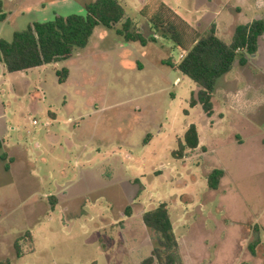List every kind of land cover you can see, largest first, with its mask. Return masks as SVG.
I'll list each match as a JSON object with an SVG mask.
<instances>
[{
  "label": "rangeland",
  "instance_id": "obj_1",
  "mask_svg": "<svg viewBox=\"0 0 264 264\" xmlns=\"http://www.w3.org/2000/svg\"><path fill=\"white\" fill-rule=\"evenodd\" d=\"M92 1L0 0V39ZM118 1L145 39L139 12L159 3L226 44L236 25L264 19V0ZM182 56L168 39L141 46L97 26L66 60L0 65V264H140L156 240L142 216L160 205L177 264H264V34L217 80L209 118L189 107L196 85L167 65ZM189 125L194 150L183 148Z\"/></svg>",
  "mask_w": 264,
  "mask_h": 264
},
{
  "label": "trees",
  "instance_id": "obj_2",
  "mask_svg": "<svg viewBox=\"0 0 264 264\" xmlns=\"http://www.w3.org/2000/svg\"><path fill=\"white\" fill-rule=\"evenodd\" d=\"M1 9V2H0ZM153 31L147 39L132 29V22L118 0H93L84 5L83 14L55 15L50 21L34 22L21 31L12 33L10 40L0 39V65L6 73L26 72L44 65L66 60L75 48H84L97 26L114 29L127 42L145 46L155 42V37L168 39L182 53L176 64H167L190 79L197 87L189 100V107L199 105L205 117L213 115V92L216 82L227 74L235 61L243 66L258 50L259 38L264 34V19H254L238 24L229 44L215 34L214 28L198 35L170 8L159 3L151 12L141 10ZM4 16L0 13V21ZM58 83H64L68 70L56 71ZM183 148L194 150L198 146V135L194 125H189L183 136ZM1 150V143H0ZM4 160V154L0 153ZM223 171L213 169L207 176V185L215 190ZM143 224L156 235L154 249L140 264H177V243L172 232L167 211L163 205L147 211L142 216ZM257 242L255 241L253 247Z\"/></svg>",
  "mask_w": 264,
  "mask_h": 264
},
{
  "label": "crops",
  "instance_id": "obj_3",
  "mask_svg": "<svg viewBox=\"0 0 264 264\" xmlns=\"http://www.w3.org/2000/svg\"><path fill=\"white\" fill-rule=\"evenodd\" d=\"M94 31V30H93ZM215 91V90H214ZM213 95H214V92H213ZM213 98V97H212ZM212 101H213V99H212Z\"/></svg>",
  "mask_w": 264,
  "mask_h": 264
},
{
  "label": "built area",
  "instance_id": "obj_4",
  "mask_svg": "<svg viewBox=\"0 0 264 264\" xmlns=\"http://www.w3.org/2000/svg\"><path fill=\"white\" fill-rule=\"evenodd\" d=\"M32 123L34 124L35 122L33 121Z\"/></svg>",
  "mask_w": 264,
  "mask_h": 264
}]
</instances>
